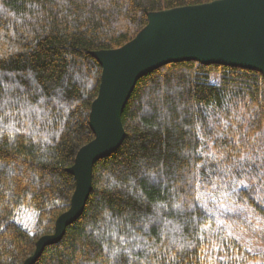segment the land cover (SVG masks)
<instances>
[{
	"label": "trees",
	"instance_id": "obj_1",
	"mask_svg": "<svg viewBox=\"0 0 264 264\" xmlns=\"http://www.w3.org/2000/svg\"><path fill=\"white\" fill-rule=\"evenodd\" d=\"M213 1L0 0V264H24L71 206L69 168L95 138L92 53L135 39L152 12ZM122 119L84 212L34 264H264V74L169 63L138 80Z\"/></svg>",
	"mask_w": 264,
	"mask_h": 264
},
{
	"label": "water",
	"instance_id": "obj_2",
	"mask_svg": "<svg viewBox=\"0 0 264 264\" xmlns=\"http://www.w3.org/2000/svg\"><path fill=\"white\" fill-rule=\"evenodd\" d=\"M102 67L90 112L95 138L83 146L69 172L76 188L55 232L42 236L24 264H34L44 249L59 242L84 212L93 189L94 165L124 142L123 113L138 80L174 62L197 61L260 71L264 74V0H215L152 12L148 25L129 43L94 51Z\"/></svg>",
	"mask_w": 264,
	"mask_h": 264
},
{
	"label": "rangeland",
	"instance_id": "obj_3",
	"mask_svg": "<svg viewBox=\"0 0 264 264\" xmlns=\"http://www.w3.org/2000/svg\"><path fill=\"white\" fill-rule=\"evenodd\" d=\"M211 80H212L213 83L218 84L220 82V74L213 73L211 75ZM35 216L36 215H35V210L34 209L28 208V207H24L17 213L16 221L32 232L33 231V227H34ZM232 223H234V222L228 223V226L229 227L232 226ZM215 232H216V230H213L212 234L215 233ZM217 241H218V237H214L211 242H212L213 245H215ZM260 250H261V248H260ZM216 256H217V258H221L217 254H216ZM221 259H223V258H221ZM209 261H210L211 264H214L212 256L209 257Z\"/></svg>",
	"mask_w": 264,
	"mask_h": 264
}]
</instances>
